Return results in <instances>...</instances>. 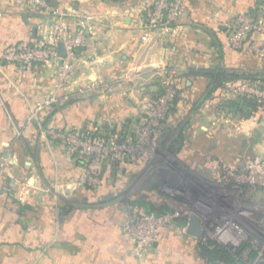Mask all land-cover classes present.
Here are the masks:
<instances>
[{
	"label": "rangeland",
	"instance_id": "obj_1",
	"mask_svg": "<svg viewBox=\"0 0 264 264\" xmlns=\"http://www.w3.org/2000/svg\"><path fill=\"white\" fill-rule=\"evenodd\" d=\"M258 53L261 59L242 69L212 65L229 75L219 87L199 75L192 91L184 75L164 71L148 95L139 82L133 89L126 84L110 93L125 105L107 107L81 104L87 94L78 93L76 48L65 77L55 76L66 88L64 104L47 96L30 112L34 137L17 140L31 166L16 177L35 181L33 190L24 185L18 194H34L36 206L50 195L55 211L119 213L114 226L136 258L191 243L193 255L185 257L203 264H264V54ZM81 112L93 120L74 121ZM192 216L199 236L188 233Z\"/></svg>",
	"mask_w": 264,
	"mask_h": 264
},
{
	"label": "crops",
	"instance_id": "obj_2",
	"mask_svg": "<svg viewBox=\"0 0 264 264\" xmlns=\"http://www.w3.org/2000/svg\"><path fill=\"white\" fill-rule=\"evenodd\" d=\"M46 2L50 9L15 1L0 5V264H203L185 257L193 255L191 243L180 244V249L178 245L165 248L160 255L133 257L130 244L114 226L119 213L110 209L90 214L55 211L50 195L36 206L34 194H18L24 185L27 191L33 190L35 181L29 175L24 181L16 177L19 170L28 171L31 166L20 157L17 140L34 137L30 112L45 104L47 96L54 93L58 104H64L66 88L56 85L55 76L59 72L56 57H65L66 48L60 42L56 57L24 63L5 56L10 50L35 49L44 43L53 18L51 9H59L71 27L86 30L87 41L78 48V93L87 94L82 105H125L110 93L126 84L133 89V82L149 93L159 86L164 71L184 75L186 87L193 91L199 70L220 62L242 69L248 61L261 59L252 42L233 49L229 35L236 18L251 9L264 21V0H183L180 17L153 40H144L143 35L154 0ZM252 39L264 41V28L255 31ZM102 91L109 95H100ZM81 113L73 120H93Z\"/></svg>",
	"mask_w": 264,
	"mask_h": 264
},
{
	"label": "built area",
	"instance_id": "obj_3",
	"mask_svg": "<svg viewBox=\"0 0 264 264\" xmlns=\"http://www.w3.org/2000/svg\"><path fill=\"white\" fill-rule=\"evenodd\" d=\"M9 1H15L21 5H32L45 7L50 9L46 0H0V5ZM184 9L183 0H154V11L151 16V22L147 26V32L143 35L144 40L155 38L157 34L163 32L170 27L182 14ZM53 14L52 21L45 35V42L35 49H13L6 54V59L24 63L34 59H42L49 55L56 57L55 47L61 42L65 45L66 56L56 57V63L59 66V80L66 75V66L70 61L76 48L83 46L87 37L85 29L71 27L66 20V13L59 9H51ZM235 25L230 30V43L235 49H243L249 42L253 50L264 54V41L253 40L252 35L255 31H262L264 21L262 18L254 19L248 13H242L234 22ZM253 40V41H252Z\"/></svg>",
	"mask_w": 264,
	"mask_h": 264
},
{
	"label": "trees",
	"instance_id": "obj_4",
	"mask_svg": "<svg viewBox=\"0 0 264 264\" xmlns=\"http://www.w3.org/2000/svg\"><path fill=\"white\" fill-rule=\"evenodd\" d=\"M252 10V9H251ZM249 11L248 14H250L254 19H257V14L255 12L258 11ZM196 75H202V76H206L210 79V81L212 82V85H214L215 87H219L222 85L223 81H226L229 78V75L227 74V71H225L222 67L218 66L215 67L213 69L208 68V69H202L199 70L198 72H196Z\"/></svg>",
	"mask_w": 264,
	"mask_h": 264
},
{
	"label": "water",
	"instance_id": "obj_5",
	"mask_svg": "<svg viewBox=\"0 0 264 264\" xmlns=\"http://www.w3.org/2000/svg\"><path fill=\"white\" fill-rule=\"evenodd\" d=\"M188 233L193 236H199L201 233L200 221L195 216L191 217Z\"/></svg>",
	"mask_w": 264,
	"mask_h": 264
}]
</instances>
